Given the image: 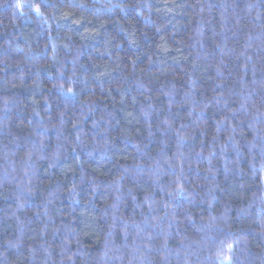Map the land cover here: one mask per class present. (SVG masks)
Masks as SVG:
<instances>
[{
  "label": "trees",
  "instance_id": "1",
  "mask_svg": "<svg viewBox=\"0 0 264 264\" xmlns=\"http://www.w3.org/2000/svg\"><path fill=\"white\" fill-rule=\"evenodd\" d=\"M0 264H264V0H0Z\"/></svg>",
  "mask_w": 264,
  "mask_h": 264
}]
</instances>
